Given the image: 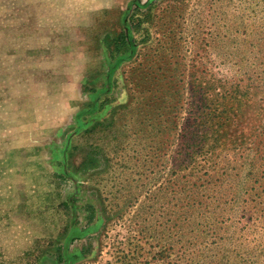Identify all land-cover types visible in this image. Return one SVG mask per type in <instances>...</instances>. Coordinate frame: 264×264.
I'll return each mask as SVG.
<instances>
[{"label":"rangeland","instance_id":"1","mask_svg":"<svg viewBox=\"0 0 264 264\" xmlns=\"http://www.w3.org/2000/svg\"><path fill=\"white\" fill-rule=\"evenodd\" d=\"M218 79L247 92L224 138L251 143L264 0H0V264L178 261L161 250L166 180L198 85L209 96ZM260 234L235 249L247 256ZM216 253L194 263L225 264Z\"/></svg>","mask_w":264,"mask_h":264},{"label":"trees","instance_id":"2","mask_svg":"<svg viewBox=\"0 0 264 264\" xmlns=\"http://www.w3.org/2000/svg\"><path fill=\"white\" fill-rule=\"evenodd\" d=\"M141 23L135 17V28ZM124 46L121 35L108 48L119 53ZM214 82L209 96L207 84L198 85V107L180 132L176 169L172 166L166 180L168 240L161 250L168 258L177 257L174 264H204L194 263V256L209 249L225 264L233 257L237 264H256L260 258L264 264L262 234L251 238L253 252L247 256L235 249L236 239L264 232V130L251 143L225 139L227 115L247 92L239 85L230 88L227 81ZM252 219L260 224L258 230V225L251 227Z\"/></svg>","mask_w":264,"mask_h":264}]
</instances>
